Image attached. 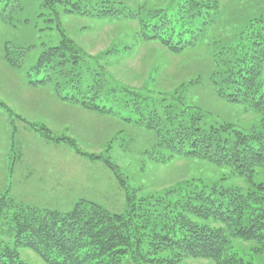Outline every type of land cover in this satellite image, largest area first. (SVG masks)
<instances>
[{
  "label": "rangeland",
  "instance_id": "rangeland-1",
  "mask_svg": "<svg viewBox=\"0 0 264 264\" xmlns=\"http://www.w3.org/2000/svg\"><path fill=\"white\" fill-rule=\"evenodd\" d=\"M0 16V197L59 213L95 203L123 215L120 178L135 199L165 197L174 206L167 213L202 188L249 194L264 210L263 169L243 178L207 161L169 160L154 131L121 119L134 113L153 120L154 110L170 108L183 121L201 116L204 129L263 133L264 112L221 98L215 83L260 61L264 89V0H0ZM155 27L173 43L192 46L174 53L146 40ZM61 45L78 52L76 70L71 61L65 74L55 67L34 71L44 53ZM88 86L89 98L98 94L116 115L65 100L85 98ZM12 243L0 234V249ZM229 253L243 264H264L252 242L232 239ZM18 254L24 264H46L30 250ZM177 264L212 263L188 257Z\"/></svg>",
  "mask_w": 264,
  "mask_h": 264
},
{
  "label": "trees",
  "instance_id": "trees-1",
  "mask_svg": "<svg viewBox=\"0 0 264 264\" xmlns=\"http://www.w3.org/2000/svg\"><path fill=\"white\" fill-rule=\"evenodd\" d=\"M148 34L146 40L159 41L174 53L192 46L190 40L173 43L172 38L164 37L156 27L151 36ZM67 50L65 45L50 49L40 57L34 71L55 67L62 68L65 74L71 61L72 70H76L78 52ZM65 53L70 54V59ZM259 63L228 71L224 82L215 83L219 96L264 112V89L258 84ZM30 79L35 86L47 84ZM89 87L86 93L82 91L85 98L76 95L77 99L65 100L99 115H116L115 108L102 105L98 94L89 98ZM171 111L157 108L153 120H140L133 112L121 119L144 124L154 131L160 147L171 154L169 160L178 156L207 161L228 167L243 178H252L264 170V132L249 136L225 127L204 129L201 116L192 114L190 109L185 111L191 113L189 121L175 117ZM174 112L180 116V111ZM87 158L99 160L93 156ZM109 168L113 170L112 166ZM118 181L127 196L124 216L112 215L95 203H78L69 212L59 213L23 207L13 204L6 196L0 197V234L13 242L12 246L0 249V264H24L19 250L36 253L46 264H177L188 257L212 264H243L229 253L235 238L255 243L264 252V210L253 204L249 194L217 188L197 189L182 204H177L178 209L167 213L164 209L174 206H167L165 197L135 199L127 185L120 178ZM195 219H212L218 226L201 225ZM166 253H170L168 257L164 256Z\"/></svg>",
  "mask_w": 264,
  "mask_h": 264
}]
</instances>
